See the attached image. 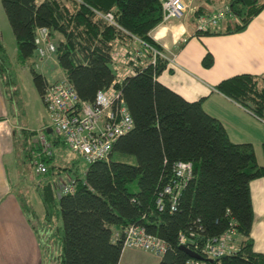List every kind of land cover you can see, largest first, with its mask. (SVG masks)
Listing matches in <instances>:
<instances>
[{
  "label": "trees",
  "instance_id": "16d2710c",
  "mask_svg": "<svg viewBox=\"0 0 264 264\" xmlns=\"http://www.w3.org/2000/svg\"><path fill=\"white\" fill-rule=\"evenodd\" d=\"M1 2L16 40L19 63L25 66L38 56L35 38L38 29L46 27L56 41L58 64L81 100L93 103L100 90L114 86L122 90L134 120L132 130L114 143L109 159L91 164L76 154L64 159L59 151L70 149L49 125L42 133L53 147L52 155H44L37 141L39 130L23 127L16 131L15 151L22 161L33 170L35 158L42 153L47 165V171L36 180L44 214L40 216L20 195L29 220H38L47 234L43 264H120L124 230L132 224L143 226L167 243L159 264H186L191 259L181 248V233H194L202 247L208 239L227 233L231 224L236 230L235 241L241 239L236 253L212 259L201 247L190 244L189 248L205 258L204 264H264V254L254 251L251 238L254 211L250 184L264 176L253 146L234 143L223 124L204 110V99L189 102L159 82L168 60L159 54L153 64L151 49H146L145 64L140 63L141 58L131 63L135 74L115 83V41L132 46L139 38L163 52L150 36L163 22L161 0ZM227 4L222 11L228 14L220 27L197 30L198 36L241 32L264 10V0H228ZM108 12L114 14L116 25L99 14ZM200 13L196 11L198 16L205 15ZM214 61L208 52L203 65L210 68ZM14 70L10 53L0 41V74L9 97L19 106ZM30 71L43 97L49 81L33 66ZM215 90L264 121V76L236 75L221 81ZM177 162H191L194 176L175 210L170 195L164 196L160 209L158 200L173 180ZM64 173L77 181L73 193L62 194L60 187L56 188L55 176ZM56 218L62 219V225Z\"/></svg>",
  "mask_w": 264,
  "mask_h": 264
},
{
  "label": "crops",
  "instance_id": "0c3cea01",
  "mask_svg": "<svg viewBox=\"0 0 264 264\" xmlns=\"http://www.w3.org/2000/svg\"><path fill=\"white\" fill-rule=\"evenodd\" d=\"M227 3L228 0H190L191 10L185 18L161 22L151 31L150 36L163 48L162 56L168 60L167 68L158 80L189 102L204 99V110L223 124L234 143L251 144L258 164L264 166V121L215 90L221 81L236 75L264 76V10L241 32L196 34V11L213 14L225 10ZM1 28L0 41L4 43L5 32ZM120 46L131 51H143L137 43ZM208 52L215 59L210 68L203 65ZM120 58L116 61V73L122 76L135 74L131 64L122 61L125 56ZM139 58L140 63L145 64V57ZM63 75L66 78L64 72ZM9 94L0 74V264H43L47 234L40 228L38 220H29L20 194L10 178L9 160L13 167L18 166L19 161L14 145L15 134L25 126L17 123V102L12 101ZM29 128L40 130V127ZM250 189L254 211L251 228L253 248L255 252L264 254V176L253 180ZM236 239L239 247L241 239ZM136 251L144 250H124L120 264L125 255L129 261L137 260L134 259ZM153 256L152 259L146 258L145 262L159 264L161 257Z\"/></svg>",
  "mask_w": 264,
  "mask_h": 264
},
{
  "label": "built area",
  "instance_id": "2783aa9c",
  "mask_svg": "<svg viewBox=\"0 0 264 264\" xmlns=\"http://www.w3.org/2000/svg\"><path fill=\"white\" fill-rule=\"evenodd\" d=\"M163 8V22L181 20L188 12V0H161ZM109 23L115 24L113 13H99ZM228 14L225 11H217L213 14H205L197 17V30L206 31L220 27L222 20ZM231 15V14H229ZM134 43L141 46L143 51L124 49L119 41L113 43V61L125 59L126 64L137 63L139 57H146V49L153 50V64L156 56L161 54L157 49L150 48L148 44L139 38ZM37 54L41 58L56 54L57 46L52 39L50 30L46 27L37 31L35 38ZM130 75V74H126ZM126 75L117 74L115 83H121ZM42 100L49 115V126L61 136L69 149L82 158L86 164L99 160H108L116 140L128 133L134 127L133 117L126 105L121 89L112 86L108 90H100L93 103L81 100L77 90L67 78L49 83L46 86ZM37 141L43 147L44 155H52V145L39 133ZM39 153L34 161V170L40 175L47 171V165ZM194 176V165L191 162H177L173 170V180L165 188L158 200L160 209L164 206V196L170 195L172 209L175 210L178 199ZM60 192L62 194L73 193L76 190L75 179L61 181ZM231 229L224 235L208 239L204 245L196 240L194 233L180 234V243L196 249L201 247L202 252L212 259L234 254L239 247L235 243L236 230L231 224ZM123 247L126 249H141L158 257H162L168 249L167 243L157 235L147 232L140 225L132 224L125 228ZM195 250V249H194ZM186 264H204L202 261L191 258Z\"/></svg>",
  "mask_w": 264,
  "mask_h": 264
},
{
  "label": "rangeland",
  "instance_id": "374dc122",
  "mask_svg": "<svg viewBox=\"0 0 264 264\" xmlns=\"http://www.w3.org/2000/svg\"><path fill=\"white\" fill-rule=\"evenodd\" d=\"M189 1L190 0H188V5H189ZM190 6L188 8V11L191 10ZM1 26L5 32L4 40H3L4 45L7 47L10 53L11 65L15 69L14 71L16 74V83L18 86V93L16 100L19 99V103H18L19 106H17V108L19 109V114H17V118H16L17 123L18 124L21 123L25 127H32V128L40 127L39 132L43 134L42 130L46 128V126H48L49 124V115L42 100V97L40 96L34 84L30 69L33 66L42 74H44L47 77V79L51 81V83L60 81L64 78L62 69L58 64L55 54H52L49 57H45V58H41L37 56L35 59L30 61L25 66H23L21 63L17 61L16 40L0 0V27ZM52 39L56 44L55 39L54 38ZM115 65H116V61H113L114 69H115ZM59 154L62 157H64V159H69L76 156L70 150H67V152L65 153L63 149L59 151ZM17 155L19 157V161L17 163L18 166L13 167L12 161L9 160V169H10L9 172H10L11 182L17 188L19 194L26 198L25 200L28 203V205L32 209L34 208L38 212V214L42 216L44 214V207L36 187V180L39 179L38 178L39 175L35 172L34 169L33 170L30 169L29 164H25L22 161L19 154ZM131 162L134 163L135 160L133 159L131 160ZM79 165L81 168H85V164L80 163ZM71 179L74 178L66 173L62 174L59 177L58 175L55 176L56 188H58V186L60 187L62 180L67 182V180L69 181ZM55 222L62 225V219H59L58 221L56 218ZM134 250H141V249H134ZM135 253L136 254L134 256V259L137 260L132 259L134 261H129L128 258H126L127 255H125L122 260V264H153L151 261L145 262L146 258L152 259L154 257L153 254L147 253L145 251H138V252L136 251ZM141 254L144 256H142Z\"/></svg>",
  "mask_w": 264,
  "mask_h": 264
},
{
  "label": "water",
  "instance_id": "95a60500",
  "mask_svg": "<svg viewBox=\"0 0 264 264\" xmlns=\"http://www.w3.org/2000/svg\"><path fill=\"white\" fill-rule=\"evenodd\" d=\"M181 248L183 250H185L191 258H194V259H197V260H200V261H204L205 260V258L200 253H198L195 250H192L191 248L187 247L186 245H181Z\"/></svg>",
  "mask_w": 264,
  "mask_h": 264
}]
</instances>
